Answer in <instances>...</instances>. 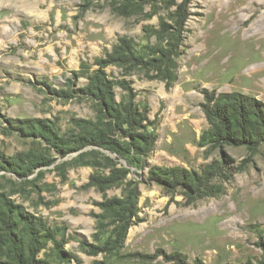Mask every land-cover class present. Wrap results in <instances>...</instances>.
<instances>
[{"label": "rangeland", "instance_id": "obj_1", "mask_svg": "<svg viewBox=\"0 0 264 264\" xmlns=\"http://www.w3.org/2000/svg\"><path fill=\"white\" fill-rule=\"evenodd\" d=\"M222 1H191L181 47L185 53L172 87L141 70L125 75L121 67L106 68L117 82L118 102L129 99L118 84L125 78L134 88L135 102L141 108L148 105V128L157 140L142 156L141 168L118 160L131 170L127 180L140 188L136 224L120 253L90 255L86 243H102L94 238L101 213L97 203L121 196L123 190L112 187L102 193L84 187L92 173L110 171L102 154L88 153L93 147L66 155L59 150L60 143L78 133V119L97 117L91 98L62 90L85 86L98 60L121 36L133 37L140 46L161 44L154 31L169 11L161 8L151 18L143 13L125 17L105 1L0 0V208L18 205L59 229L57 239L68 258H61L49 241L40 256L50 264H93L97 259L167 264L162 256L143 260L133 255L159 250L182 252L190 264H260L264 259V144L256 150L200 144L209 127L202 107L206 92H241L264 102V0ZM27 123L52 126L59 145L18 128ZM100 150L117 160L116 154ZM45 161L50 164L35 166ZM214 161L223 165L212 181L215 194L194 201L181 188L166 190L148 180L153 165L201 171Z\"/></svg>", "mask_w": 264, "mask_h": 264}, {"label": "trees", "instance_id": "obj_2", "mask_svg": "<svg viewBox=\"0 0 264 264\" xmlns=\"http://www.w3.org/2000/svg\"><path fill=\"white\" fill-rule=\"evenodd\" d=\"M96 1H105L113 12L125 17L143 13L151 18L157 15L161 8L169 11L168 18L160 17L159 29L154 31L161 44L140 46L133 37L121 36L112 50L98 60V68L88 77L85 86L76 90L70 86L68 91L62 90L65 95L81 93L91 98L96 104L97 117L95 120L78 119V133L60 143L59 150L66 155L93 147L88 153L102 154L109 163L110 171L106 175L92 173L84 187H96L102 193L112 187H122L123 190L121 196L105 197L97 203L101 213L96 215L98 222L94 238L102 243H86V252L90 255H118L129 228L136 224L140 196L138 182L127 180L130 168L118 160L123 159L127 165L141 168L142 156L153 150L157 135L148 128V105L141 108L135 102L134 88L125 78L118 84L128 93L129 99L121 102L116 100L114 88L117 82L108 76L106 68L110 65L121 67L125 75L141 70L151 79L164 81L167 88L172 87L178 79L179 59L185 53L181 47L184 45L192 0ZM147 7L150 9L147 10ZM149 29V26L143 28L146 33ZM205 99L202 107L209 127L201 135V145H244L256 150L264 144L263 101L241 92H206ZM18 128L26 130L29 135L43 137L51 145L58 143V134L52 126L27 123ZM114 133L127 140L115 137ZM100 149L116 154L117 160L105 155ZM86 153L87 151H83L80 155L84 156ZM41 164H50V161L37 162L35 166ZM222 167L217 161L206 165L201 171L180 166L153 165L149 168L148 180L166 190L181 188L184 194L194 201L215 194L216 185L212 181L220 174ZM15 213L18 214L17 219ZM108 226L111 227L110 230H106ZM58 230L42 217H35L23 212L18 205L8 203L5 209L0 208V264H50L46 258L40 256L49 241L54 243L61 258H68V253L63 250L62 239H57ZM133 255L143 260L162 256L167 264H190L187 256L178 251L167 253L159 250L154 254L136 252ZM93 264L109 263L97 259ZM193 264L205 263L196 260ZM260 264H264V259Z\"/></svg>", "mask_w": 264, "mask_h": 264}, {"label": "bare ground", "instance_id": "obj_3", "mask_svg": "<svg viewBox=\"0 0 264 264\" xmlns=\"http://www.w3.org/2000/svg\"><path fill=\"white\" fill-rule=\"evenodd\" d=\"M222 2H223L222 0H214L213 3H214V4H222Z\"/></svg>", "mask_w": 264, "mask_h": 264}]
</instances>
